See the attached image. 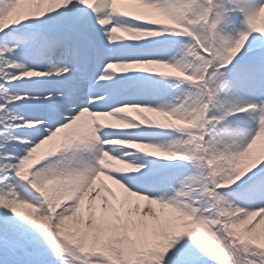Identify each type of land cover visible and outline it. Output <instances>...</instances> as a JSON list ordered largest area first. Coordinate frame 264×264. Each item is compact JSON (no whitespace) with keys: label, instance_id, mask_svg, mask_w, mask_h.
Returning a JSON list of instances; mask_svg holds the SVG:
<instances>
[{"label":"snow or ice","instance_id":"obj_1","mask_svg":"<svg viewBox=\"0 0 264 264\" xmlns=\"http://www.w3.org/2000/svg\"><path fill=\"white\" fill-rule=\"evenodd\" d=\"M0 264H264V0H0Z\"/></svg>","mask_w":264,"mask_h":264}]
</instances>
